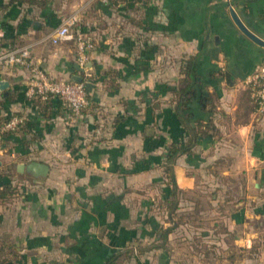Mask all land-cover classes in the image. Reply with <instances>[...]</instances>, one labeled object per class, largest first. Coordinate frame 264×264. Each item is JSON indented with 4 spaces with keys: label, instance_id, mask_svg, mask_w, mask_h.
Masks as SVG:
<instances>
[{
    "label": "crops",
    "instance_id": "0c3cea01",
    "mask_svg": "<svg viewBox=\"0 0 264 264\" xmlns=\"http://www.w3.org/2000/svg\"><path fill=\"white\" fill-rule=\"evenodd\" d=\"M231 8L264 40V0H0V50L31 47L89 99L74 116L58 98L29 99L27 70L0 69V127L24 118L0 153V264H264V117L248 84L264 47ZM68 18L95 43L86 69L74 41L50 40ZM189 58L186 121L172 92ZM199 122L209 135L176 158L172 200L166 154ZM31 162L48 176L20 173ZM218 209L226 217H205Z\"/></svg>",
    "mask_w": 264,
    "mask_h": 264
},
{
    "label": "built area",
    "instance_id": "2783aa9c",
    "mask_svg": "<svg viewBox=\"0 0 264 264\" xmlns=\"http://www.w3.org/2000/svg\"><path fill=\"white\" fill-rule=\"evenodd\" d=\"M76 20L68 18L50 36L54 45L61 42L74 41L77 48V60L81 68L86 69L89 62L88 54L95 49L93 39L74 28ZM5 38V32L0 27V40ZM25 69L30 73L26 96L48 102L53 98L61 100L63 106L74 116H80L88 107L89 99L85 82L57 79L48 74L36 64L32 56L31 47H18L0 50V69ZM248 84L253 89V100L256 113L264 117V66H261L249 79ZM24 124V118L12 117L0 127V153L4 150L5 135L18 132Z\"/></svg>",
    "mask_w": 264,
    "mask_h": 264
},
{
    "label": "trees",
    "instance_id": "16d2710c",
    "mask_svg": "<svg viewBox=\"0 0 264 264\" xmlns=\"http://www.w3.org/2000/svg\"><path fill=\"white\" fill-rule=\"evenodd\" d=\"M197 58H189L188 60L184 61L183 67H182V72L185 75V78L182 81V84L180 87H175L173 89L172 94H174V102L176 103V112L178 114L185 113V120L190 121L191 115L187 113V111L190 110L191 103L193 102L194 99L197 97V92L195 90V87L197 85ZM209 101V99H208ZM11 117H8L6 122L10 119ZM209 124L199 122L197 126L192 129L193 133V140L188 142L185 146L178 145V144H173L172 147L168 150L166 157H165V165H164V173L166 175V178L168 180V187L172 189V200L175 198V192H176V180L174 176V162L176 158L179 155L189 153L192 149L193 142L198 140L200 137H207L209 135ZM8 134L5 135V138ZM7 194L4 192H0V197L6 196ZM175 201L172 202H167L169 209L172 207ZM168 233V232H167ZM116 259L114 258L111 260L110 264H114Z\"/></svg>",
    "mask_w": 264,
    "mask_h": 264
},
{
    "label": "water",
    "instance_id": "95a60500",
    "mask_svg": "<svg viewBox=\"0 0 264 264\" xmlns=\"http://www.w3.org/2000/svg\"><path fill=\"white\" fill-rule=\"evenodd\" d=\"M231 17L237 27L242 31L244 35H246L248 38H250L253 42L258 44L259 46L264 47V40L259 38L257 35H255L253 32H251L240 20L236 12L231 8ZM86 67H90L87 63ZM73 81L75 82H83L82 78H73ZM8 87V82L2 81L0 82V90L4 91ZM19 171L20 173H27L28 175L32 176L35 179H44L48 176L50 168L48 165L43 164L41 162H31L28 165L21 164L19 165Z\"/></svg>",
    "mask_w": 264,
    "mask_h": 264
},
{
    "label": "rangeland",
    "instance_id": "374dc122",
    "mask_svg": "<svg viewBox=\"0 0 264 264\" xmlns=\"http://www.w3.org/2000/svg\"><path fill=\"white\" fill-rule=\"evenodd\" d=\"M224 200H225V196H224V194H221V195H218L217 196V207H219V205H221L220 203H224ZM206 207V206H205ZM209 215H206L205 217H207V219L208 218H211V219H213V218H222V217H226L225 216V213H224V211H223V209L220 211L219 209L218 210H216V212L215 213H213V211H211V212H207ZM227 215H228V213H227Z\"/></svg>",
    "mask_w": 264,
    "mask_h": 264
}]
</instances>
